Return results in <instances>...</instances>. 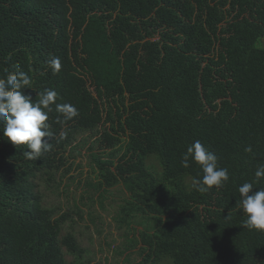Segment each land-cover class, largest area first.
Listing matches in <instances>:
<instances>
[{"label": "trees", "instance_id": "obj_1", "mask_svg": "<svg viewBox=\"0 0 264 264\" xmlns=\"http://www.w3.org/2000/svg\"><path fill=\"white\" fill-rule=\"evenodd\" d=\"M17 64L32 78L24 95L55 89L79 115L58 124L52 105L55 138L34 160L0 132V264H89L75 236L61 235L70 217L38 192L40 182L59 190L80 149L96 178L88 188L130 197L120 212L137 264H264V231L245 225L238 192L264 189L254 175L264 164V0H0V78ZM196 140L229 172L206 193L192 184L198 164L181 166Z\"/></svg>", "mask_w": 264, "mask_h": 264}, {"label": "clouds", "instance_id": "obj_2", "mask_svg": "<svg viewBox=\"0 0 264 264\" xmlns=\"http://www.w3.org/2000/svg\"><path fill=\"white\" fill-rule=\"evenodd\" d=\"M46 63L52 73L58 74L61 70V60L51 56ZM13 71H8L5 77L0 78V124L3 125L4 137L17 148L25 147L23 151L26 159H38L43 152L51 149L50 141L55 138L48 123L49 112L55 104V111L60 115L56 123L63 125L79 115L78 109L69 103H56L59 94L55 89L46 88L37 93L35 101L31 96L23 94L22 90L31 89L32 78L20 66L13 65ZM63 119H60V117ZM63 137V134H61ZM251 152V146L245 149ZM190 159L198 164L202 170L201 178H193L192 184L197 191L206 193L214 186L219 188L229 180V172L220 167L218 157L199 140L187 147L182 154L181 166L190 167ZM257 181L264 178V164L258 165L254 173ZM253 184L245 182L238 187L241 197L240 207L246 215L245 225L254 230L264 231V189L253 191Z\"/></svg>", "mask_w": 264, "mask_h": 264}, {"label": "rangeland", "instance_id": "obj_3", "mask_svg": "<svg viewBox=\"0 0 264 264\" xmlns=\"http://www.w3.org/2000/svg\"><path fill=\"white\" fill-rule=\"evenodd\" d=\"M96 132L85 133L77 140L89 141L91 137H97ZM79 154L80 156L73 155L68 158L59 172L63 177L58 191L50 189L43 182L38 184L42 203L49 209H56L58 214L64 213L70 217L61 235L71 232L75 236L79 246L85 251L84 262L121 264L123 258H127L129 264L139 263L141 258L137 249L128 246V242L135 235L126 227L123 222L125 215L120 212L122 207L130 206V197L124 194L121 186L96 193L88 188L87 184H95L96 178L90 169L86 151L80 149ZM148 164L152 165L154 173L159 175L160 168L156 160L149 159ZM66 169H69V172L63 174ZM134 222H127L130 223L129 228L138 230L139 227ZM124 249H128V252L119 256V251ZM65 259L68 263L72 261L69 256H65ZM162 262L170 264L167 260Z\"/></svg>", "mask_w": 264, "mask_h": 264}]
</instances>
